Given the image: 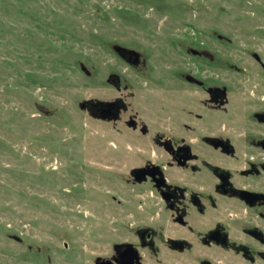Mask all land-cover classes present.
<instances>
[{
	"label": "rangeland",
	"instance_id": "obj_1",
	"mask_svg": "<svg viewBox=\"0 0 264 264\" xmlns=\"http://www.w3.org/2000/svg\"><path fill=\"white\" fill-rule=\"evenodd\" d=\"M213 34L255 75L247 53L264 60V0H0V264H94L105 253L110 196L133 191L111 145L123 138L80 104L116 96L108 77L128 71L115 46L166 66L177 42Z\"/></svg>",
	"mask_w": 264,
	"mask_h": 264
},
{
	"label": "flooded vegetation",
	"instance_id": "obj_2",
	"mask_svg": "<svg viewBox=\"0 0 264 264\" xmlns=\"http://www.w3.org/2000/svg\"><path fill=\"white\" fill-rule=\"evenodd\" d=\"M205 38L172 45L166 66L114 47L127 76L110 74L116 96L86 111L123 138L111 145L133 194L110 196L112 227L94 264H264V60L248 52L258 72L247 76L241 60L227 61L231 40ZM228 70L242 81L229 83Z\"/></svg>",
	"mask_w": 264,
	"mask_h": 264
},
{
	"label": "water",
	"instance_id": "obj_3",
	"mask_svg": "<svg viewBox=\"0 0 264 264\" xmlns=\"http://www.w3.org/2000/svg\"><path fill=\"white\" fill-rule=\"evenodd\" d=\"M116 48V50H117V52L120 54V55H122V56H124L127 52H130V53H136L135 51H133V50H128V49H126V48H123V47H115ZM82 69H83V71H85L88 75H89V72L86 70V68L85 67H82ZM113 79H118V76L117 75H112V76H110V78L107 80V82L108 83H111V81L113 80ZM92 105V101H84V102H82L81 104H80V108L82 109V110H88L89 108H90V106ZM100 105L103 107V109H106V107L108 106V103H103V102H101L100 103ZM46 115H49V114H47V113H45Z\"/></svg>",
	"mask_w": 264,
	"mask_h": 264
}]
</instances>
